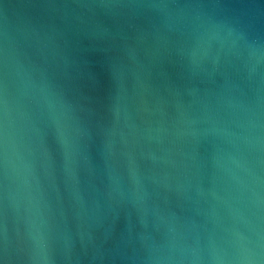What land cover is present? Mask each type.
I'll use <instances>...</instances> for the list:
<instances>
[{"label": "water", "instance_id": "water-1", "mask_svg": "<svg viewBox=\"0 0 264 264\" xmlns=\"http://www.w3.org/2000/svg\"><path fill=\"white\" fill-rule=\"evenodd\" d=\"M5 264H264V0H0Z\"/></svg>", "mask_w": 264, "mask_h": 264}, {"label": "clouds", "instance_id": "clouds-1", "mask_svg": "<svg viewBox=\"0 0 264 264\" xmlns=\"http://www.w3.org/2000/svg\"><path fill=\"white\" fill-rule=\"evenodd\" d=\"M0 264H5V261L3 259H0Z\"/></svg>", "mask_w": 264, "mask_h": 264}]
</instances>
